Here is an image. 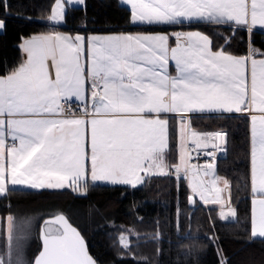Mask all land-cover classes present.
<instances>
[{
  "label": "snow or ice",
  "instance_id": "snow-or-ice-1",
  "mask_svg": "<svg viewBox=\"0 0 264 264\" xmlns=\"http://www.w3.org/2000/svg\"><path fill=\"white\" fill-rule=\"evenodd\" d=\"M125 2L130 5L131 20L141 24L187 22L236 26L248 32L256 26L264 29V0ZM50 19L65 20L60 0ZM169 40L168 35H93L89 39L59 33L25 40L26 62L0 77V193L5 192L6 180L29 189H63L77 185L87 171L92 181L135 188L144 183L141 173L169 174L164 160L169 120L162 114L246 111L251 117V235L264 238V59L227 53L230 38L222 50L213 51L209 36L199 31L177 32L172 47ZM49 60L55 68L54 79ZM170 60L175 62L176 76L168 71ZM88 89L91 109L86 107L82 117L67 113L61 100H82ZM188 135L182 118L180 164L175 172L178 175L183 167L191 179L192 194L205 204L222 205L218 178L207 188L199 177L200 168L187 163L191 158ZM9 137L10 146L6 144ZM190 138L196 149L210 146L208 138L195 131ZM211 139L225 140L226 133L217 132ZM213 167L203 166V175L208 176ZM223 184L229 187L226 180ZM230 216H236V211L219 212L222 220ZM12 219L8 217L9 239ZM47 223L34 264H94L79 232L63 215ZM13 264L22 262L17 259Z\"/></svg>",
  "mask_w": 264,
  "mask_h": 264
},
{
  "label": "trees",
  "instance_id": "trees-1",
  "mask_svg": "<svg viewBox=\"0 0 264 264\" xmlns=\"http://www.w3.org/2000/svg\"><path fill=\"white\" fill-rule=\"evenodd\" d=\"M54 0H0V74L18 64V41L36 32L53 29L49 14ZM60 28L82 31L104 28H155L169 30L175 25L150 26L131 20L130 7L120 0H85L67 5ZM198 28L212 41L213 49L245 54L248 47L264 51V30L251 32L226 25L205 23L181 25ZM173 118V117H172ZM189 126L200 131L226 133L225 156L217 160L215 172L229 184V202L236 216L222 220L216 206L190 198L186 180L168 175H146L144 183L100 184L85 179L79 187L29 189L7 187L0 195V215L16 208L38 212L43 220L64 215L81 233L87 252L96 264H264V238L251 235L249 120L245 113H192ZM175 120H169L166 163L177 160ZM171 166V165H170ZM195 201V203H193ZM122 226L132 228L131 255L118 246L116 234ZM39 230L35 253L40 249ZM2 235H0L1 237ZM38 237V238H37Z\"/></svg>",
  "mask_w": 264,
  "mask_h": 264
},
{
  "label": "crops",
  "instance_id": "crops-1",
  "mask_svg": "<svg viewBox=\"0 0 264 264\" xmlns=\"http://www.w3.org/2000/svg\"><path fill=\"white\" fill-rule=\"evenodd\" d=\"M120 1L130 7V5L125 2V0H120ZM53 2H55V1H53ZM76 2H78V1H67V2H65L64 12L66 10L67 5H70V4H81V3H76ZM53 5H54V3H53ZM51 15H52V8H51V11H50L48 19H49V24L51 26H53L54 28L50 29L48 31L36 32V33L29 34L27 36H23L18 41V46H19V49L21 51V59H20V61L18 62L17 65H15L11 69H9L6 73L0 74V77H6L7 75L11 74L12 71L16 70L22 63L26 62L27 54L23 51L24 41L28 40V39L32 38L33 36H36V35H50V34L59 33V34H62V35H69V36H72V37H74L76 35H81V36H84V37L89 38V39L93 35H100V36L121 35V34H126V35H168L170 37V40H169L170 47L175 46L174 36H175V34L177 32L187 33V32H190V31H199V32H201V34L207 35L206 33H204L203 31H201L198 28H186V27L183 28V27H181V25H175V27H172L169 30L162 29V28H159V27H155V28H147L146 27V28H140V29H132V28H119V29H116V28H104V29H91L89 31H82L80 29L69 30V29L60 28L59 26L63 23V21H61L59 23H57L56 21H52L50 19ZM0 22H3V24L5 23L4 22V18L1 17V16H0ZM186 24H188V23L185 22L182 25H186ZM145 25H147V24H145ZM150 26H160V25H150ZM3 28H0V31H2ZM255 28L261 29L260 26H256ZM262 30H264V29H262ZM86 47H87V45H86ZM212 50L216 51V50H220V49H213L212 48ZM227 53H229V52H227ZM229 54H231V53H229ZM232 55H234L236 57L248 56L249 58H255L257 60L264 59V51H260L259 49L252 48L251 46L248 47V50H247V52L245 54H241V55L232 54ZM85 61H86V57H82V62H85ZM47 63H48L49 73H50L51 77L54 79L55 78V68H54L51 60H49ZM249 67H250V65H249ZM168 71H169V73L172 76H176L177 75L174 61L170 60L169 66H168ZM90 92H91V89H88L86 91L85 97L83 98L84 100L88 99V100L91 101ZM91 103H92V101H91ZM209 112H223V111H220V110L207 111V110H205L204 112H198L197 111V112L180 113V114H171V113H169V114H162V118L166 117V118H168V120L174 119L175 121L176 120L177 121H182V118H183V124L187 126V131H188V134H189L188 135V140H191V138H190L191 132L195 131L198 134H200V132H202V131L194 129V128H191L189 126V121H188L189 115L192 114V113H209ZM242 113H245L248 116V120H249V150H250V147H251V144H250L251 117H250V114L248 112H246V111L242 112ZM6 135H7V133H6ZM9 142H11L10 137L6 139V144H8ZM17 144H18V142H17ZM249 155H250V152H249ZM164 160L166 162L165 157H164ZM177 160H178V152H177ZM199 177L202 178L205 181V187H207V188H211L210 181L213 178H218V183H217L216 186L220 187L222 189V191L220 193L221 199H222V201L225 199V202L229 200V187L225 188L224 184H223V181H225L226 179L223 176H221V175L217 174L216 172H214V167H213L212 170L209 171L208 176L205 177L203 175V171H202V172L199 173ZM206 195L214 196L215 193L214 192H206ZM193 198L197 199L199 202L204 203L203 201H201L199 199V196H193ZM251 201H252V194L250 192L251 218H252L253 205H252ZM209 205H211V204H209ZM212 205L216 206L218 209H221L220 205H216V204H212ZM223 207L224 208H228V205H225ZM230 207H233V206L230 205ZM251 228H252V225H251Z\"/></svg>",
  "mask_w": 264,
  "mask_h": 264
},
{
  "label": "rangeland",
  "instance_id": "rangeland-1",
  "mask_svg": "<svg viewBox=\"0 0 264 264\" xmlns=\"http://www.w3.org/2000/svg\"><path fill=\"white\" fill-rule=\"evenodd\" d=\"M55 2L54 5L51 7L52 12L56 7V2L57 0H54ZM67 1H78V0H67ZM85 1V0H84ZM60 3L62 4V7L64 8L65 6V0H60ZM79 3V2H76ZM83 4V3H81ZM91 98V97H90ZM84 100V99H83ZM175 130H176V144H177V152H178V161L174 162L177 165L180 164V154H181V121H175ZM216 131V130H213ZM210 132V131H208ZM166 171L169 172L170 170V165L173 163H166ZM215 166L214 165V172H215ZM89 168H90V163H89ZM183 168V167H182ZM142 176H145L144 173H141ZM186 180V184L188 185L189 193H190V198H193V196H199L198 194L194 195L191 192V179L190 177L184 176ZM85 179H89L91 182H100V184H111L108 181H92L90 177V171L86 172V175L84 178H82L80 181H83ZM79 181V182H80ZM79 182L77 185H74L78 188H80ZM71 185V182H69ZM72 186V187H74ZM138 186V185H137ZM7 187H17V188H27L26 186H12L10 183L6 180L5 183V191ZM70 187V186H68ZM0 193V195L4 194ZM225 197V196H224ZM209 205V204H205ZM212 205V204H211ZM228 205V208H224L223 206ZM230 202L229 200L225 202V199L222 201L221 209H218L220 212L221 210L227 212L230 209H233V207H230ZM232 206V205H231ZM11 216L12 219V233H11V239H9V232H8V217ZM40 215H38V212H29V211H24L16 208V211L13 213H8L5 215H0V262H3V264H13L17 259H19L22 264H31L30 257L35 253V246H36V240L35 237L37 236L36 234L38 233V221L40 219ZM39 218V219H38ZM229 218H232L230 216ZM21 227L23 228V231H21ZM48 223L43 224V228L45 232L48 230ZM136 233L133 232L132 228L127 227V226H122L119 230V232L116 234L117 241H118V246L122 249L125 250L127 253L131 255L130 251V245H131V237L132 235H135ZM19 236V247H17V237ZM38 238V237H37Z\"/></svg>",
  "mask_w": 264,
  "mask_h": 264
},
{
  "label": "built area",
  "instance_id": "built-area-1",
  "mask_svg": "<svg viewBox=\"0 0 264 264\" xmlns=\"http://www.w3.org/2000/svg\"><path fill=\"white\" fill-rule=\"evenodd\" d=\"M61 103L63 104L65 110L67 113L75 114L77 116H83V113L85 111V108L87 107L89 110L91 109V101L88 99L85 100H77L76 98H72L70 101L67 99H62ZM221 131H202L200 132V135L203 137H207V143L210 145L209 148H201L196 149L195 145L192 143L191 140H187V150L190 155V159L187 161L189 165H197L200 168V172L203 171V166L211 164L215 165L217 163V160L223 156H225V149L223 147V141L222 140H216L213 141L211 138L212 136ZM215 144L216 147H212V144ZM12 141L9 142L7 145H11ZM206 153H213V155H206ZM177 164L173 163L170 166V170L173 172L175 176H185L184 169L181 168V172L177 175L175 172Z\"/></svg>",
  "mask_w": 264,
  "mask_h": 264
},
{
  "label": "water",
  "instance_id": "water-1",
  "mask_svg": "<svg viewBox=\"0 0 264 264\" xmlns=\"http://www.w3.org/2000/svg\"><path fill=\"white\" fill-rule=\"evenodd\" d=\"M220 133H224V132H220ZM222 141H223V143H224L225 140H222ZM222 148H224V146H223ZM191 200H192V198H191ZM58 215H62V214H56V215H53V216H51V217H47V218H45V219L43 220V222H42V224H41V226H40V230H39L40 249H39V251L35 254L32 264H34V260L38 258L39 253L42 251L43 238H44V234H45V230H44V228H43V224L46 223V222H48V221H50V220H52V219H54V218H55L56 216H58ZM63 216H64V215H63ZM64 217H65V216H64ZM65 219H67V218L65 217ZM68 222H69V221H68ZM69 224H70L72 227H74L70 222H69ZM74 228H75V227H74ZM75 229L77 230V228H75ZM77 231H78V230H77ZM78 232H79V231H78ZM79 234H80L81 238H82L83 241H84V238L82 237V235H81L80 232H79ZM84 245H85V241H84ZM85 249H86V253H87V255L93 260V258H92V257L89 255V253L87 252L86 245H85ZM93 262H94V264H96V262H95L94 260H93Z\"/></svg>",
  "mask_w": 264,
  "mask_h": 264
}]
</instances>
